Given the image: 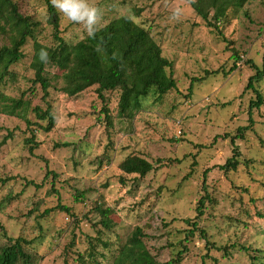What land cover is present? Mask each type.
<instances>
[{
	"label": "rangeland",
	"instance_id": "1",
	"mask_svg": "<svg viewBox=\"0 0 264 264\" xmlns=\"http://www.w3.org/2000/svg\"><path fill=\"white\" fill-rule=\"evenodd\" d=\"M193 1L89 0L99 10L96 29L129 16L150 31L172 62L176 89L158 102L148 98L132 119L117 115L118 91L105 92L103 101L96 86L72 97L60 92L61 72L55 67L48 68L51 87L43 100L40 86L32 83V40H27L23 58L0 84L2 94L28 105L25 119L0 114V245L5 236L31 241L25 250L35 264H81L78 255L85 264H108L140 227L160 263L186 245L180 264H264V103L249 113L255 95L245 90L255 72L251 65L264 67V0L230 8L216 29L196 15ZM13 2L36 23V39L53 44L44 0ZM55 10L67 44L89 35L83 24ZM8 44L0 32V47ZM254 87L264 97V73ZM46 104L54 117L48 132L40 128L46 122L31 111L35 106L45 110ZM250 118L252 128L235 141L241 164L224 173L218 166L231 156L232 146L223 135H235ZM32 134L36 147L30 152L26 141ZM130 155L147 160L152 171L132 182L133 176L119 170ZM205 170L211 201H205L198 219L205 237L197 232L184 240L183 220L196 216ZM48 171L56 176H46ZM57 204L69 207L72 215L45 213ZM96 206L110 209V229L101 226ZM97 239L109 249L98 245L104 258L94 262L87 255L88 242Z\"/></svg>",
	"mask_w": 264,
	"mask_h": 264
},
{
	"label": "trees",
	"instance_id": "2",
	"mask_svg": "<svg viewBox=\"0 0 264 264\" xmlns=\"http://www.w3.org/2000/svg\"><path fill=\"white\" fill-rule=\"evenodd\" d=\"M249 0H195L190 3L191 8L210 28H217L216 23L225 18L227 11L238 8ZM46 5L48 22L53 26V44L45 45L35 37L36 23L29 17L19 13L13 0H0V32L3 33L9 44L0 47V84L10 75V69L23 58L22 48L27 40H32V56L30 67L34 73L33 85L38 84L43 92V100L48 97V89L51 83L48 75V68L55 67L61 72L62 86L59 91L67 96H76L90 87L96 86L95 94L101 101L104 100L105 92L118 91L117 115L120 118L132 119L137 113L143 110L148 98L156 102L168 92L176 89V80L173 77L172 62L162 55L161 47L154 41L148 29L137 25L129 16H120L108 22L105 26L96 30L93 36H86L75 44H67L58 31V14L52 5L51 0H44ZM44 49L48 52V61L42 62L39 59V52ZM238 60V57H235ZM251 64V62H248ZM255 72L248 78L245 90L252 89L254 99L250 100L249 113L258 109L264 103V97L254 87L263 78L264 67L259 69L251 65ZM232 70V69H231ZM217 71L212 72L215 74ZM191 88V87H189ZM45 110L35 106L31 109L35 117L46 122L41 126L48 132L54 123V117L49 104ZM28 107L21 100H14L0 92V114L24 118L23 112ZM102 111V110H101ZM102 113L110 126V117L106 108ZM248 126L238 127L235 135L224 134L223 138H229L232 146V154L218 168L224 173L236 171L241 164L240 151L235 141L243 139L244 133L251 129L253 121L249 119ZM9 137L6 136L3 142ZM34 135L26 141L29 144L30 152L36 147ZM62 146H67L63 144ZM153 166L140 156H127L120 164L119 170L124 176H133L135 179L145 177L151 172ZM207 170L203 173L202 190L204 195L199 199L196 206V216L193 219H185L184 240L194 237L198 232L205 237L203 229L199 227L198 219L203 214L205 201H211L208 197L205 179ZM55 177L54 173L48 171ZM124 184V179L120 177ZM32 184V183H30ZM59 211L72 215L71 209L67 206L57 204L45 213ZM100 216V224L105 229L111 228L109 219L110 209L96 206ZM260 217V215H259ZM146 235L140 227H135L127 239L119 245L116 253L108 264H180L184 254L187 252L186 245H179L174 255L164 263H160L150 253L144 238ZM6 243L0 245V264H35L32 256L25 250L30 244L21 237H6ZM98 245L109 249V245L97 239L95 242H88V257L96 262V257L104 258L103 253L98 251ZM224 251V248H216ZM239 250L249 252L248 247L241 246ZM77 260L85 264L83 255H78ZM256 260V257H253ZM204 264V263H202Z\"/></svg>",
	"mask_w": 264,
	"mask_h": 264
},
{
	"label": "clouds",
	"instance_id": "3",
	"mask_svg": "<svg viewBox=\"0 0 264 264\" xmlns=\"http://www.w3.org/2000/svg\"><path fill=\"white\" fill-rule=\"evenodd\" d=\"M53 7L59 10L64 17L76 24H83L89 36L96 32V25L99 19L98 8L90 5L89 0H51ZM176 15V13H174ZM39 59L42 62L48 61V52L41 49Z\"/></svg>",
	"mask_w": 264,
	"mask_h": 264
}]
</instances>
